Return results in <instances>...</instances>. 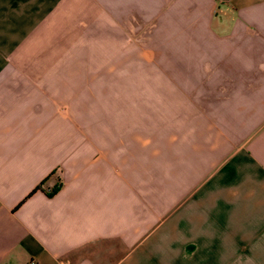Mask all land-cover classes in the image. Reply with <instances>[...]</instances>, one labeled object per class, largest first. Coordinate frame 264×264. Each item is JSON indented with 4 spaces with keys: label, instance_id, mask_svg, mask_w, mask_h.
Instances as JSON below:
<instances>
[{
    "label": "crops",
    "instance_id": "obj_1",
    "mask_svg": "<svg viewBox=\"0 0 264 264\" xmlns=\"http://www.w3.org/2000/svg\"><path fill=\"white\" fill-rule=\"evenodd\" d=\"M136 33L158 105L118 66L103 104L87 50ZM31 263L264 264V0H0V264Z\"/></svg>",
    "mask_w": 264,
    "mask_h": 264
},
{
    "label": "rangeland",
    "instance_id": "obj_2",
    "mask_svg": "<svg viewBox=\"0 0 264 264\" xmlns=\"http://www.w3.org/2000/svg\"><path fill=\"white\" fill-rule=\"evenodd\" d=\"M142 33H136L133 37L134 47L129 48L128 51L126 49L122 50V54L120 59V63L118 65H111L110 63V49H103V56L101 57L100 54L96 52L95 49H88L87 50V64L85 65V69L87 71L92 72H102L104 73L103 77H108L107 79L97 80V90H102L103 93V104H111L112 97L111 94V88L116 86V81L111 79L110 73L114 71V67L118 66L119 71H125V72H132L135 74L134 80H129V86L134 89V94L131 98V103L137 106V104L142 103V96L140 93H142L144 90L146 91V98H150V104L151 105H158L159 102V96L157 95L159 93V83H163V81H159L157 79V73L162 70L160 69L158 64H148L147 63V56H151L153 58L154 55L158 54V49L155 47L147 48L145 45L147 42H145V45L143 46V43L141 41L142 39ZM151 44H155L154 38H151ZM121 50V49H120ZM149 54V55H148ZM96 61V62H95ZM102 61V62H99ZM83 67V66H82ZM116 70V69H115ZM145 73V77L149 75H153L156 79H143ZM127 81H118L119 87L121 88V83H126ZM169 81L167 84V87L171 86L169 85ZM168 90V89H167ZM168 94V92H166ZM170 96H168L169 99ZM116 98V97H115ZM126 100V97L123 95H119L117 97V103H124V100ZM156 115L157 113L152 112V118L153 115ZM137 119V118H136ZM135 121V117H134ZM155 130V134L157 133V129H152V131Z\"/></svg>",
    "mask_w": 264,
    "mask_h": 264
},
{
    "label": "trees",
    "instance_id": "obj_3",
    "mask_svg": "<svg viewBox=\"0 0 264 264\" xmlns=\"http://www.w3.org/2000/svg\"><path fill=\"white\" fill-rule=\"evenodd\" d=\"M41 187H39L37 190H39ZM60 188H61V185H57L50 193H49V195L50 196H53L54 194H56L59 190H60ZM37 190H35L33 193H35ZM32 193V194H33Z\"/></svg>",
    "mask_w": 264,
    "mask_h": 264
},
{
    "label": "built area",
    "instance_id": "obj_4",
    "mask_svg": "<svg viewBox=\"0 0 264 264\" xmlns=\"http://www.w3.org/2000/svg\"><path fill=\"white\" fill-rule=\"evenodd\" d=\"M31 264H35V263H31Z\"/></svg>",
    "mask_w": 264,
    "mask_h": 264
}]
</instances>
